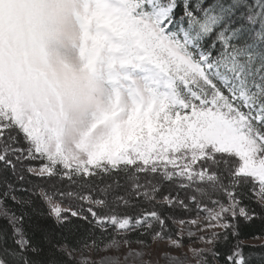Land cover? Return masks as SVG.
Masks as SVG:
<instances>
[{"label":"snow or ice","instance_id":"1","mask_svg":"<svg viewBox=\"0 0 264 264\" xmlns=\"http://www.w3.org/2000/svg\"><path fill=\"white\" fill-rule=\"evenodd\" d=\"M95 2L152 75L130 100L99 103L79 155L49 113L0 91V264H153L130 247L92 258L130 233L178 250L165 264H264V245L242 239L264 231V0Z\"/></svg>","mask_w":264,"mask_h":264},{"label":"clouds","instance_id":"2","mask_svg":"<svg viewBox=\"0 0 264 264\" xmlns=\"http://www.w3.org/2000/svg\"><path fill=\"white\" fill-rule=\"evenodd\" d=\"M105 7L115 10V0H106ZM95 8V0L0 4V91L25 110L36 106L49 113L56 138L78 155V145L98 134L92 126L107 87L100 77L102 61L114 57L129 64L134 58L120 43L127 25L114 24L112 17L100 25L92 15ZM102 40L111 45L102 48Z\"/></svg>","mask_w":264,"mask_h":264},{"label":"rangeland","instance_id":"3","mask_svg":"<svg viewBox=\"0 0 264 264\" xmlns=\"http://www.w3.org/2000/svg\"><path fill=\"white\" fill-rule=\"evenodd\" d=\"M114 59L116 61L114 64H111V67H108L110 62H112ZM122 62V58H114V57H105L104 60L101 63L100 68V77L103 84H105L107 87L103 89V97L104 99L115 96L117 93L121 95L122 98L130 100L133 93L138 91L140 88H143L149 79V77L152 75V72L150 69L145 68H137L133 67L135 65L129 63L132 65V67H120L119 63ZM126 72V73H125ZM137 73H146V75L137 76ZM129 74V76H128ZM117 78V79H116ZM133 80L136 83V87H132V85L129 84V81ZM142 81L143 83H140ZM251 244H260L263 243V238H256L251 239L249 241H246ZM185 251L187 250V245L190 243V241L185 238ZM192 245L194 247H200L199 243H196L195 241H191ZM129 247L134 250L143 251L146 253V255L143 257L144 260L153 261V264L158 260L159 264H165L164 260L160 257V253L163 251H173L175 254L179 255V251L175 249H169L165 243H161L160 241L156 242H146L144 244L136 243L133 241L129 246H122L120 251L112 250L108 253L100 252V253H93L92 258L93 259H99L103 255H112V256H120L123 257L127 251L129 250ZM87 255V253H85Z\"/></svg>","mask_w":264,"mask_h":264},{"label":"trees","instance_id":"4","mask_svg":"<svg viewBox=\"0 0 264 264\" xmlns=\"http://www.w3.org/2000/svg\"><path fill=\"white\" fill-rule=\"evenodd\" d=\"M181 195H183V194L181 193ZM175 215L178 218L190 219L193 214L186 213V212H183L181 210H177L176 213H175ZM171 227H174V226H171ZM253 236L263 238V243H260V244H251V243L246 242V241H249L251 239H254ZM117 238L119 239V237H117ZM128 238L130 240H132V241H136L137 239H142V240H144L146 242H150L149 241V238L147 236H139L137 233H130L129 236H128ZM242 239L244 240V244H245V252H248V251H260L261 249L259 248V246L260 245H264V231H262L260 229V227L257 226L254 230H251L248 234L244 235L242 237ZM250 245H256L257 248L256 249H250L248 247Z\"/></svg>","mask_w":264,"mask_h":264}]
</instances>
